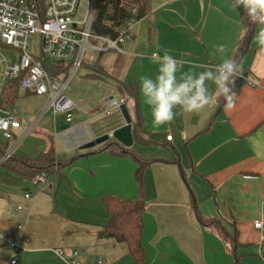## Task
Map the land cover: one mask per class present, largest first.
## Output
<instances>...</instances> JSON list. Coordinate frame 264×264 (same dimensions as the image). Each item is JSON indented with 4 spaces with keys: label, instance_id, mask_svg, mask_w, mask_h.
I'll list each match as a JSON object with an SVG mask.
<instances>
[{
    "label": "crops",
    "instance_id": "crops-1",
    "mask_svg": "<svg viewBox=\"0 0 264 264\" xmlns=\"http://www.w3.org/2000/svg\"><path fill=\"white\" fill-rule=\"evenodd\" d=\"M150 3L151 14L134 22L121 52L97 53L84 61L82 68L89 72L82 73L83 95L74 120L67 123L62 114L61 121L66 125L63 138L66 133L76 135V150L69 147L64 158L55 151L58 159L73 158L72 163L49 173L48 187L29 189L22 181L17 190L0 189V264H11L13 257L17 264H66L70 258L79 264H134L126 244L99 236L109 220L103 202L107 197L143 201L144 264H234L216 225H203L198 213L236 235L240 264H264V233L254 226L264 215V53L255 39L264 26L256 27L238 65L246 81L232 107L219 109L217 101L202 114L181 113L169 125L153 128L138 86L142 76L155 74L153 53L168 51L184 70L199 69L225 56L233 59L244 29L234 0ZM220 44L225 45L223 54L216 50ZM132 84L138 107L133 101L126 106L132 130L133 122H139L141 130L130 149L147 162L142 187L133 155H113L100 149L104 143L81 149L125 125L119 109L108 111L105 106L115 94L123 98L119 86ZM41 118L21 136L31 126L34 132ZM53 118L57 125V116ZM51 141L54 146L49 136L45 152ZM27 192L32 201L25 198ZM15 229L28 239L17 240L18 252L7 242Z\"/></svg>",
    "mask_w": 264,
    "mask_h": 264
},
{
    "label": "built area",
    "instance_id": "built-area-1",
    "mask_svg": "<svg viewBox=\"0 0 264 264\" xmlns=\"http://www.w3.org/2000/svg\"><path fill=\"white\" fill-rule=\"evenodd\" d=\"M43 3L40 7L33 0H0L1 48H12L17 52L12 59H8L0 52V143L9 142L0 163L16 154L20 142L34 130V126H31L23 137L15 135V131L21 127V119L11 111V108L6 109L1 102L4 87L9 81L20 78L22 92L48 96L46 112L50 111L54 117L63 114L65 121L72 123L77 106L66 92L84 64L86 52L89 50L97 53L121 52L122 44L132 34L134 21L123 25L115 39L95 36L92 33V25L98 0H43ZM81 5L83 8L80 13ZM79 14L82 17L80 21L77 20ZM31 36L40 37V56L36 57L29 53L27 41ZM92 39L97 43L92 44ZM44 60L68 65L70 67L68 76L65 79L52 77L44 67ZM106 103L109 109H120L121 105L126 104L124 98L108 99ZM167 140L171 141L172 137H167ZM30 182L37 190L49 186L46 173L38 174ZM25 198L33 200L30 192L25 194ZM21 210L22 207H18V211ZM254 226L264 233V215L254 221ZM18 239L28 242L18 229L13 230L7 240L9 247L16 252L21 249ZM56 252L65 259L63 251ZM65 262L79 264L74 258ZM98 262L101 263V260ZM10 263L17 264V258L13 257Z\"/></svg>",
    "mask_w": 264,
    "mask_h": 264
},
{
    "label": "trees",
    "instance_id": "trees-1",
    "mask_svg": "<svg viewBox=\"0 0 264 264\" xmlns=\"http://www.w3.org/2000/svg\"><path fill=\"white\" fill-rule=\"evenodd\" d=\"M38 6H43V0H33ZM241 22L244 29V36L236 49L233 61L238 66L245 54L249 51V46L253 39L255 29L258 26L256 23L250 22L248 16L242 7H238ZM151 14L150 0H98L95 18L92 25V33L95 36L115 39L119 30L129 21H138ZM102 54V53H101ZM44 67L52 77L65 79L70 71L68 65L52 63L44 60ZM246 74L237 72L234 77V82L230 85L232 91L238 94L245 84ZM121 95L125 103L130 101L137 103V88L132 85L119 86ZM20 78L9 81L4 87L1 102L6 109L14 107L19 100ZM219 109L226 104L223 97L218 99ZM141 125L139 122H133V135L137 141ZM9 146V142L0 143V160L5 155ZM101 150H109L113 155H133L138 162L136 178L139 186L142 187V174L147 165V162L137 157L130 148H125L122 144L111 138L100 147ZM73 158L58 159L55 155L53 142L51 141L50 148L47 152L40 155L38 158H25L14 154L10 159L0 163V166H7L10 170L31 180L40 173L47 175L55 170H60L72 163ZM109 213L107 225L99 233L101 238H110L117 243L126 244L129 253L134 258V264H144L145 253L142 245L143 233V215L145 206L143 201L133 202L130 200H120L113 197H107L103 200ZM198 219L203 225H216L218 234L229 244L231 253L234 256V264H240V256L237 254V238L234 233L226 231L219 223L208 220L198 213Z\"/></svg>",
    "mask_w": 264,
    "mask_h": 264
},
{
    "label": "clouds",
    "instance_id": "clouds-1",
    "mask_svg": "<svg viewBox=\"0 0 264 264\" xmlns=\"http://www.w3.org/2000/svg\"><path fill=\"white\" fill-rule=\"evenodd\" d=\"M234 6L242 7L250 22L264 26V0H234ZM255 39L259 51L264 53V27ZM216 50L225 53V45H217ZM153 55L157 57L155 74L142 76L138 85L153 128L169 125L181 113L202 114L215 106L220 97L227 107L233 106L235 93L230 85L238 66L230 57L225 56L217 64L202 63L199 69L184 70L181 62L168 51Z\"/></svg>",
    "mask_w": 264,
    "mask_h": 264
},
{
    "label": "rangeland",
    "instance_id": "rangeland-1",
    "mask_svg": "<svg viewBox=\"0 0 264 264\" xmlns=\"http://www.w3.org/2000/svg\"><path fill=\"white\" fill-rule=\"evenodd\" d=\"M83 6H80V13L82 11ZM81 14L78 15L77 20H81ZM28 45H29V53L34 56H40L41 51V40L39 36H31L28 38ZM91 43L96 44L97 41L94 39L91 40ZM0 42V52L3 56L7 57L8 59H12L16 56L17 52L14 49H7L1 48ZM97 52L88 51L85 54V61L90 60L91 57H96ZM89 72L86 71L85 68H81L76 75V79L70 85V89L66 92L68 97L72 99L75 104L79 103V95H83V89L80 86V80L83 79L82 73ZM82 77V78H81ZM87 79V78H85ZM88 78V81L94 84L97 80ZM115 99H119V95H114ZM49 104L48 96H36L32 94H26L21 92L19 95V100L17 101L14 107H11V111L16 113L19 117L22 118V128L16 131V134L21 137L24 132L28 129L29 125L35 123L37 119L40 117L41 120L38 122L36 129L34 132L28 134L20 143L16 150V154L18 156H22L25 158H38L43 152H45L48 146V137L51 136L54 139V148L56 153L60 155L61 158L65 151H68V148L71 147V151L76 150V135L72 134H65L63 138V132L66 128L62 121V114L57 116L58 124L55 125L54 123V116L53 114L47 110ZM108 110V107L105 106ZM109 111V110H108ZM117 113L116 110H113ZM44 112H46L44 114ZM119 112V110H118ZM114 114V113H113ZM42 115V116H41ZM62 136V137H61ZM56 137V139H55ZM58 141V142H57ZM58 143V145H57ZM66 158V157H65ZM26 183L29 189H33L30 181L28 179L23 178L20 174L10 170L7 166H0V189H8V190H17L19 188V183L22 182ZM23 191V187L21 188Z\"/></svg>",
    "mask_w": 264,
    "mask_h": 264
},
{
    "label": "water",
    "instance_id": "water-1",
    "mask_svg": "<svg viewBox=\"0 0 264 264\" xmlns=\"http://www.w3.org/2000/svg\"><path fill=\"white\" fill-rule=\"evenodd\" d=\"M119 110L125 121V125L114 130L111 136L105 135V136L99 137L93 141L86 143L81 148L82 150L91 149L97 145L103 144L109 141L110 138H113L114 140L122 144L125 148H131L133 146L134 135H133V130H132V119H131L129 110L126 104L121 105Z\"/></svg>",
    "mask_w": 264,
    "mask_h": 264
}]
</instances>
